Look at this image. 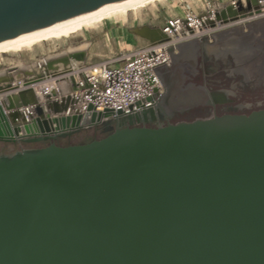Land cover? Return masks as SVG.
Masks as SVG:
<instances>
[{
    "label": "water",
    "instance_id": "95a60500",
    "mask_svg": "<svg viewBox=\"0 0 264 264\" xmlns=\"http://www.w3.org/2000/svg\"><path fill=\"white\" fill-rule=\"evenodd\" d=\"M124 1L0 0V43ZM198 51L168 50L158 102L138 113L13 126L0 103V143L15 148L0 154V264H264V110L146 127L228 103L185 84ZM96 129L105 136L55 143Z\"/></svg>",
    "mask_w": 264,
    "mask_h": 264
},
{
    "label": "built area",
    "instance_id": "2783aa9c",
    "mask_svg": "<svg viewBox=\"0 0 264 264\" xmlns=\"http://www.w3.org/2000/svg\"><path fill=\"white\" fill-rule=\"evenodd\" d=\"M238 1V0H236ZM222 3L213 2L199 13L186 11L181 16L164 20L158 28L160 37L144 40L142 46L122 53L108 61L89 64L72 61V67L53 73L49 70L46 55L29 60L30 68L21 71L6 62L10 85L0 90V96L27 94L32 101L8 110L0 98L7 115L17 112L11 125H29L36 119L42 125L54 118H70L85 114L110 111L114 115H130L154 107L162 86L155 70L170 64L169 49L200 40L224 27L245 24L264 17V0H255L244 15L230 22L218 20L215 11ZM41 109V115L36 110ZM38 127V125H37ZM43 127V126H42ZM50 127L55 128L54 124Z\"/></svg>",
    "mask_w": 264,
    "mask_h": 264
},
{
    "label": "rangeland",
    "instance_id": "374dc122",
    "mask_svg": "<svg viewBox=\"0 0 264 264\" xmlns=\"http://www.w3.org/2000/svg\"><path fill=\"white\" fill-rule=\"evenodd\" d=\"M236 0H164L157 1L141 9L137 14L129 13L124 21H117L111 24H100L94 30L89 32L88 42L89 48L87 49L85 62L89 64H96L103 61H108L110 58L119 56L122 53L133 51L138 46L144 44V38H137L131 33L132 30H142L145 27L155 29L163 24L164 20L170 17L181 16L186 11L199 13L206 6L207 3L217 2L228 4ZM264 17L250 21L245 24H238L233 26L224 27L209 35L204 36L207 41L205 46L206 56L217 59L214 67L218 70L224 69L225 66L221 65V58H217V52L223 53L221 57L226 59V62L231 65L232 71L244 75L246 80L253 74V65L264 58V53H230L229 50L237 48V45L248 46L255 44L259 40L260 44H264L263 38L260 36L264 33ZM262 31V32H261ZM218 37V41L214 42V38ZM260 38V39H259ZM86 40L83 35H74L69 38L50 39L45 42H37L22 48L18 52H12L9 58H19L24 63L26 60L39 56L41 54L47 55L48 52H58L70 44H79ZM224 42V44H223ZM7 57L0 56V69L6 63ZM236 62V67L233 65ZM207 66H211L210 64ZM212 67V66H211ZM213 70H207V73H213ZM93 130H84L80 135L72 139L77 143L83 138L90 139ZM6 144L0 143V151ZM11 147V146H10ZM10 150H15L11 147Z\"/></svg>",
    "mask_w": 264,
    "mask_h": 264
},
{
    "label": "flooded vegetation",
    "instance_id": "af4514ba",
    "mask_svg": "<svg viewBox=\"0 0 264 264\" xmlns=\"http://www.w3.org/2000/svg\"><path fill=\"white\" fill-rule=\"evenodd\" d=\"M264 31V30H263ZM262 32V31H261ZM264 41V33L260 35ZM219 36L214 39V42L218 41ZM218 39V40H217ZM260 39V38H259ZM199 51L193 63V57L191 54H187L184 58L183 68L184 74L187 77L185 84L192 83L196 86H202L209 91H227L228 103L215 105L214 107H198L182 114H174L163 121L149 123L146 127L156 128L163 127L168 124H176L180 122H191L195 120L209 119L214 116H221L226 114H237V115H248L255 111L264 110V58L261 61L253 65V74L248 80L244 78V75L235 73L232 71L231 65L221 57L223 53H216L217 58H221V65L225 66L224 69H216L217 59L206 56L205 46L207 41L203 39L197 40ZM224 44V42H223ZM237 45V48L229 50L230 53H264V44H260L259 40L255 44H249L248 46ZM211 66H207V65ZM233 65L236 67V62L233 61ZM213 73H207V70H213ZM74 134L64 139L60 138L55 141L57 145L68 146V145H79L85 144L88 140L100 139L105 135L100 130H93L90 139L83 138L77 143L73 142L72 139L78 135ZM46 143L36 144H25L21 145L24 149H38L45 146ZM9 145H5L0 151V154L11 153L15 150H10Z\"/></svg>",
    "mask_w": 264,
    "mask_h": 264
},
{
    "label": "bare ground",
    "instance_id": "6f19581e",
    "mask_svg": "<svg viewBox=\"0 0 264 264\" xmlns=\"http://www.w3.org/2000/svg\"><path fill=\"white\" fill-rule=\"evenodd\" d=\"M157 1L164 0H126L75 21L2 42L0 43V56L7 57L6 59L9 65L15 66L21 69V71L28 70L30 68L29 63H24L17 57L9 58V55L12 52H18L22 48L37 42L42 43L50 39L56 40L69 38L74 35H83L86 40L79 44H70L58 52H48L45 56L46 60H49V70L51 72L57 73L60 70L70 69L72 67V61H85L86 51L89 48V42L87 40L91 30H94L102 23L111 24L117 21H124L129 13L135 15L139 13L142 8L154 4ZM254 1L255 0H238L219 5V8L215 11V17L218 20L222 18L224 22H230L238 16L244 15V11H246ZM151 28L145 27L142 30H132L131 33L137 38H144L146 40L160 36L158 28L154 30ZM203 38L204 36L201 39ZM9 80L10 78L7 75V70L0 69V90L6 89L11 84ZM0 98H2V102L7 107L9 105L11 108L32 101L31 96L27 94H8L0 96Z\"/></svg>",
    "mask_w": 264,
    "mask_h": 264
},
{
    "label": "crops",
    "instance_id": "0c3cea01",
    "mask_svg": "<svg viewBox=\"0 0 264 264\" xmlns=\"http://www.w3.org/2000/svg\"><path fill=\"white\" fill-rule=\"evenodd\" d=\"M42 55V54H41ZM87 55V54H86ZM40 56V55H39ZM37 57V56H36ZM34 58V57H33ZM30 59H32V58H30ZM30 59H28V60H26L25 62H27V63H29V60ZM7 62V61H6ZM3 67H2V69H4L5 67H6V63H4L3 65H2ZM21 70V69H20Z\"/></svg>",
    "mask_w": 264,
    "mask_h": 264
},
{
    "label": "trees",
    "instance_id": "16d2710c",
    "mask_svg": "<svg viewBox=\"0 0 264 264\" xmlns=\"http://www.w3.org/2000/svg\"><path fill=\"white\" fill-rule=\"evenodd\" d=\"M91 140H88L87 142H90Z\"/></svg>",
    "mask_w": 264,
    "mask_h": 264
}]
</instances>
